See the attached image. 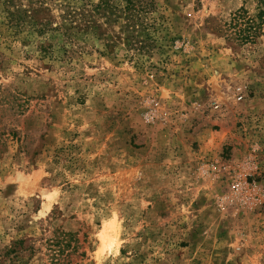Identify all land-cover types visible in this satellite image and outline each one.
Masks as SVG:
<instances>
[{
	"label": "rangeland",
	"instance_id": "obj_1",
	"mask_svg": "<svg viewBox=\"0 0 264 264\" xmlns=\"http://www.w3.org/2000/svg\"><path fill=\"white\" fill-rule=\"evenodd\" d=\"M140 1L0 0V264H264V2Z\"/></svg>",
	"mask_w": 264,
	"mask_h": 264
},
{
	"label": "trees",
	"instance_id": "obj_2",
	"mask_svg": "<svg viewBox=\"0 0 264 264\" xmlns=\"http://www.w3.org/2000/svg\"><path fill=\"white\" fill-rule=\"evenodd\" d=\"M262 2H264V0H261ZM126 4L129 6H134V5H142V1L140 0H125Z\"/></svg>",
	"mask_w": 264,
	"mask_h": 264
},
{
	"label": "bare ground",
	"instance_id": "obj_3",
	"mask_svg": "<svg viewBox=\"0 0 264 264\" xmlns=\"http://www.w3.org/2000/svg\"><path fill=\"white\" fill-rule=\"evenodd\" d=\"M107 226H109V225H107ZM106 229H108V228H106ZM106 229L104 228L100 234L103 243H104V241H106V232H105Z\"/></svg>",
	"mask_w": 264,
	"mask_h": 264
}]
</instances>
